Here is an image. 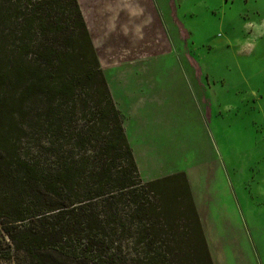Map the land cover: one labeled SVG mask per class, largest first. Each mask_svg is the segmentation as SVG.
<instances>
[{
	"label": "trees",
	"instance_id": "obj_1",
	"mask_svg": "<svg viewBox=\"0 0 264 264\" xmlns=\"http://www.w3.org/2000/svg\"><path fill=\"white\" fill-rule=\"evenodd\" d=\"M0 264H214L187 177L141 180L77 0H0Z\"/></svg>",
	"mask_w": 264,
	"mask_h": 264
},
{
	"label": "rangeland",
	"instance_id": "obj_2",
	"mask_svg": "<svg viewBox=\"0 0 264 264\" xmlns=\"http://www.w3.org/2000/svg\"><path fill=\"white\" fill-rule=\"evenodd\" d=\"M109 1L77 0L108 10L96 46L141 180L184 174L213 263L264 264V0Z\"/></svg>",
	"mask_w": 264,
	"mask_h": 264
},
{
	"label": "crops",
	"instance_id": "obj_3",
	"mask_svg": "<svg viewBox=\"0 0 264 264\" xmlns=\"http://www.w3.org/2000/svg\"><path fill=\"white\" fill-rule=\"evenodd\" d=\"M109 5H111V6L116 5V0H110L108 6ZM92 6L95 8L93 14L96 12V15H92L89 12L90 14H88V16L86 18V22H87L91 37L93 39V43L95 44V47H96L95 49H97L98 58H99L101 68H102L103 67L102 66L103 60H102L101 54H103V52L104 53H105V51L108 52L107 55L109 57L106 58L107 61L111 62L114 58V53L111 51V46L109 44L106 43L107 46H102L100 48H98V46H96V39H98L97 37H108V35H107V16H108L107 11L108 10H107V8H105L103 10L99 9V3H93ZM97 10H100V11H97ZM106 47H108V49H109L108 51H107ZM110 52H112L111 55H110ZM102 70H103V68H102ZM103 73H104V70H103Z\"/></svg>",
	"mask_w": 264,
	"mask_h": 264
}]
</instances>
